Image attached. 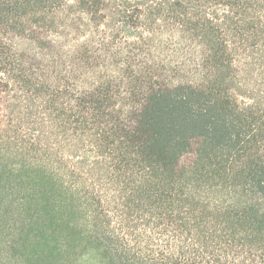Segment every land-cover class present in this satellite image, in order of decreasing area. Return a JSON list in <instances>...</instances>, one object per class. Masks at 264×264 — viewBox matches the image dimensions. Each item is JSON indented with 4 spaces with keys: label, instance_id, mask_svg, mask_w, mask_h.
<instances>
[{
    "label": "trees",
    "instance_id": "1",
    "mask_svg": "<svg viewBox=\"0 0 264 264\" xmlns=\"http://www.w3.org/2000/svg\"><path fill=\"white\" fill-rule=\"evenodd\" d=\"M0 152L48 243L78 217L105 264H264V208L203 196H264V0H0Z\"/></svg>",
    "mask_w": 264,
    "mask_h": 264
},
{
    "label": "rangeland",
    "instance_id": "2",
    "mask_svg": "<svg viewBox=\"0 0 264 264\" xmlns=\"http://www.w3.org/2000/svg\"><path fill=\"white\" fill-rule=\"evenodd\" d=\"M203 191L205 198L216 203L237 208L256 204L264 208L263 195L240 186L216 183ZM61 192L64 195L74 193ZM61 192H52L53 204L57 209L74 212L75 197L68 196L67 203H62L65 207H61ZM44 194V191H0V264H105L102 252L81 235L83 219L74 218L68 227H50L49 243L39 233L31 222L28 209L30 204L37 206L36 202L41 201ZM63 231L70 234L68 239L62 238Z\"/></svg>",
    "mask_w": 264,
    "mask_h": 264
}]
</instances>
